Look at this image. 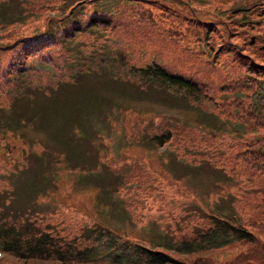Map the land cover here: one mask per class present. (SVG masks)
Listing matches in <instances>:
<instances>
[{"label": "rangeland", "instance_id": "374dc122", "mask_svg": "<svg viewBox=\"0 0 264 264\" xmlns=\"http://www.w3.org/2000/svg\"><path fill=\"white\" fill-rule=\"evenodd\" d=\"M98 9L106 12L108 23L95 35L89 30L84 43L73 47L75 60L67 58L66 82L47 96L43 89L50 83L45 82L56 77L37 73L32 89L37 104L68 95L69 105L62 108L79 107L77 120L64 116L54 101L49 121L32 114L25 123L11 124L30 112L31 100L16 97L11 103L10 92L0 94V109L5 108L0 110L3 215L11 219L22 215L36 225L70 235L71 226L89 221L84 210L91 216L87 218L103 225L161 242L169 234L178 238L205 225L213 210L237 203L247 207L245 200L254 196L255 187L232 175L237 168L232 153L240 143L233 140L235 134L225 131L223 119L242 113L231 92L243 87L242 80L250 78L247 73L261 76L247 63L250 58L264 62V0H0V43L11 45L15 35L34 34L45 27L52 30L65 18H80L83 12ZM119 45L133 55L132 61L137 62L133 64H141L153 52L169 69L199 78L206 92L197 104L186 103L190 102L186 97L157 86H138L133 77L140 76L120 74L109 62L95 61L115 54ZM250 79L255 82L257 77ZM68 87L67 93L61 91ZM247 100L244 97L243 104ZM21 102L26 109L17 112ZM166 122L184 128L171 127L172 138L159 147L147 137ZM212 123L217 128L210 129ZM51 145L78 155L66 157ZM134 156H148V162ZM120 163H127V171L133 173L126 181L121 176L127 173L118 171ZM96 173L103 174L97 177ZM134 194L142 198V205L132 209L125 197ZM79 238L86 240L82 234ZM35 263L42 262L18 261Z\"/></svg>", "mask_w": 264, "mask_h": 264}, {"label": "trees", "instance_id": "16d2710c", "mask_svg": "<svg viewBox=\"0 0 264 264\" xmlns=\"http://www.w3.org/2000/svg\"><path fill=\"white\" fill-rule=\"evenodd\" d=\"M261 4L259 2V6ZM252 8L255 9L252 11L257 9L256 6ZM83 13L85 16L80 18H65L52 30L45 27L34 34L15 35L11 45L0 43V78L9 79L7 75L34 76L53 67L67 72V58L75 60L73 47L86 37L89 29L104 30L102 24L108 23L103 9ZM199 19L206 22L204 26L208 25L207 20ZM188 46L194 50L193 46ZM57 56L60 59L56 60ZM132 56L117 47L115 54L101 56V59L112 64L120 74L146 78L133 77L139 80L136 85L160 87L172 95L186 97L190 100L186 103L197 104L196 99L204 90L206 92L199 78L169 69L155 55L137 65L129 61ZM250 60L248 69L259 71L261 76L247 73L248 77H257V80L253 82L244 78L241 82L243 87L237 86L231 92V97L236 95L242 113L233 119H223L225 131L235 134L239 140L229 135L236 144L240 143L232 153L237 167L231 171L232 175L239 177L238 181L244 180L247 186L257 188L252 190L254 196L247 194L252 196L245 200L247 207L237 203L229 209L213 210L205 225H199L187 235L176 238L169 234L161 242L145 243L87 218L89 215H83L89 221H77L81 224L76 228L71 226L73 230L66 235L36 225L22 215L11 219V216L3 215L0 207V247L17 259L6 261L8 257L4 255L0 257V264H18L19 260L28 259L41 264H264V62L254 58ZM1 62L5 63L1 65ZM244 97L248 100L243 104ZM208 125L210 129L217 128L211 126L213 123ZM171 127L176 131L184 128L181 124L166 122L160 130L152 133V140L160 144L170 140L173 136ZM202 132L212 135L210 130ZM127 166V163L122 164L118 170L127 173L121 176L123 181L128 180L127 175L133 174L127 171ZM239 167L242 171L238 170ZM125 203L133 209L142 205V198L135 195L127 198ZM81 234L86 238L84 242L79 238Z\"/></svg>", "mask_w": 264, "mask_h": 264}]
</instances>
